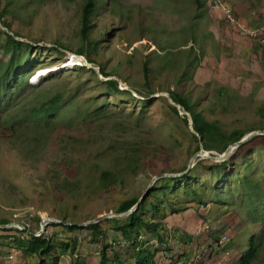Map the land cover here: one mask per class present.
<instances>
[{
	"label": "rangeland",
	"instance_id": "rangeland-1",
	"mask_svg": "<svg viewBox=\"0 0 264 264\" xmlns=\"http://www.w3.org/2000/svg\"><path fill=\"white\" fill-rule=\"evenodd\" d=\"M209 1L100 0L86 40L84 0L20 1L15 14L6 16L11 27H4L41 50L32 57L34 64L19 79L11 78V86L0 95V221L8 219V227L39 235L41 221L47 217L43 214L72 224L117 214L120 203L140 197L154 176L188 166L196 142L190 124L173 113L170 90L189 98L225 131L264 130L259 110L264 106V5L262 17L255 16L249 25L227 4L239 21L235 25L223 20L222 11ZM230 1L218 0L216 7ZM254 1L242 3L260 12ZM210 10L215 11L210 14ZM0 26L3 29L1 22ZM227 30L249 41H238ZM252 30L259 31V40L250 36ZM54 45H62L61 51L52 49ZM82 46L95 60L93 68L86 55L78 54ZM8 56L0 48V59ZM72 59L75 63L69 64ZM102 66L121 89L130 87L133 96L108 94L98 82L106 80L99 73ZM45 68L48 72L37 77ZM74 87L79 95L62 107L49 130L32 127L29 114L30 124L11 133L23 110L59 90L73 93ZM87 101L100 106L101 112L86 116L92 105ZM180 109V115H187ZM255 136L240 152L232 176L201 189L208 203L198 202L187 188L172 189L164 200L151 197L153 203L163 202L160 213L152 210L147 215L153 214L164 227L162 243L142 231L125 239L114 228L116 223L106 221L110 218L100 221L104 236L97 241L88 229L65 231L47 219L46 235L59 245L75 244V249L57 247L44 261L59 255L58 264H98L107 245L110 260L118 258L114 264H137L129 240L139 246L151 239L160 250L156 264H238L255 234L260 248L249 264H264V137ZM200 160L193 168L196 176L204 178L197 182L202 187L213 177L210 165L220 161ZM232 167L228 165L227 172ZM103 171L109 173V180H100ZM244 175L260 181L259 196L242 189ZM170 203L178 210L173 211ZM16 232L10 231L15 236ZM7 233L0 230V264L40 262L38 255L15 246Z\"/></svg>",
	"mask_w": 264,
	"mask_h": 264
},
{
	"label": "trees",
	"instance_id": "trees-1",
	"mask_svg": "<svg viewBox=\"0 0 264 264\" xmlns=\"http://www.w3.org/2000/svg\"><path fill=\"white\" fill-rule=\"evenodd\" d=\"M20 1L21 0H0V22L3 24V26L8 28L11 27L9 22L6 20V16L10 13L15 14V8L18 7ZM99 2L100 0H84L82 6V33L83 38L85 40L87 39L89 28L92 27V17L94 16L97 10ZM28 5L30 4H24V6ZM16 36H19V34L14 32V35H12L5 29H2L0 26V48H2L5 53L9 55L7 59H0V95L2 94V92H4V87L9 88L11 86L10 84H8L11 78H14L15 76V79H19L21 76H23L24 72L29 67H31L32 64H34L32 57L36 54V52L41 50V47H36L32 42L21 41L16 38ZM84 43H88V41ZM98 44L99 41H96L94 45L96 46ZM54 46L55 47H53L52 49H54L56 52L61 51L62 45ZM77 52L78 54L86 55V47H80ZM86 57L90 62H95V60L91 58V55L87 54ZM145 68L146 70H148L147 67ZM88 70L91 74H97L96 70L94 69ZM101 72L104 76L111 75L104 69L103 66L101 67ZM185 74H187V70L184 71L183 75ZM145 78L148 81L149 76L146 74ZM98 82L99 85L106 88V91H108L107 93L110 95H132L130 90L121 89L119 87V81L117 79L111 78L106 79L104 81H100L98 79ZM74 88L75 91L73 93L65 95L64 92L59 90L51 97L41 101L37 106L31 107L29 111L23 110V115H19L18 118L15 119V121L12 123L10 127L11 133L16 132L17 129L23 126L24 124H30V121H26L29 114L32 116V127L46 128L47 130H49V127L57 121V117L62 107L66 103H69L71 100L77 98V96L79 95L78 87ZM169 92L175 102L179 103L184 110H187L191 113L193 127L196 131L190 132L192 139L194 140V142H196L194 153L200 150L199 136L202 138V144L205 149L223 152L229 144L240 140L248 132L242 129H233L231 131H225L224 129H222L219 121L208 119L205 116L204 112L201 109L197 108V105L193 103L189 98L172 90H170ZM86 103L90 104L91 101H87ZM91 104L92 105L89 106V109H87L86 111V116H89L90 114H98L99 112H101L100 106L96 107L93 102ZM170 107L176 116L180 117L186 124H189L187 115H180L179 110L174 105H170ZM259 110L264 115V106L259 108ZM68 123L71 124L72 121H69ZM251 130H255V128L250 129L249 131ZM257 136L264 137V135L262 134L256 135L255 137ZM249 142L250 140L240 145L229 158L220 162L212 163L209 168L210 172L212 171L214 173L212 175L213 177L206 183L202 184V187H199V185H197V182L203 181L204 178L195 175V168H193L188 173L182 176L161 177L156 181L155 185L153 186V191L150 192V194L140 203L137 210H135L132 214H130L125 219L110 218L106 221H112L116 223L114 228L117 231H120L123 235V238L125 239H127V237L135 231H138V235L142 231L146 234L150 232L151 239H153V237H157L162 243L164 234H160V232L163 230L164 227L162 226L161 222L155 221V217H153V214L152 217H147V215L152 210H155V212L160 213L163 208V202L153 203L150 200L151 197L161 200L167 195H169V192H171L172 189L179 192L180 190L184 191L185 188H187L196 196L198 202L202 204L208 203L207 197L203 195L201 189H206L208 185L216 183L220 178H227L228 176H232L235 173L234 170L238 169L237 164L239 163V158L242 154L240 152L244 151V148ZM201 162L202 160L198 161L197 165ZM228 165H233V170L227 172ZM186 168L187 165L181 170H178L177 172L184 171L186 170ZM108 174V172L103 171L100 180H109L110 177H108ZM243 180L244 185L242 186V189L248 193L250 191L256 196H259L260 193L257 188V185L260 184V181L254 180L248 177L247 175H244ZM214 197L222 199L221 194H214ZM138 198L139 196H136L130 199L123 200L118 206L117 211L123 212L129 210L137 202ZM260 201L262 200H259L257 202ZM224 203H227V201H224ZM170 206L173 207V211L178 210L177 208H175L174 204L170 203L169 207ZM101 222L92 223L86 226H80L77 224L54 223V226H60L63 230L70 232L75 230L88 229L93 233L94 240L97 241L99 236H104L101 229ZM8 223H10V220L8 219H1L0 221V224ZM0 230L9 232L6 235L9 234V240H13V244H15V246L20 247L27 253L38 255L40 258V262L38 264H58L59 255H56L52 259V261H48V263L44 261V256L50 255L52 251L57 247H62L65 250L72 249L73 251L75 249V244L71 245V243L69 242L63 241L60 242V245L59 243H55L56 240H54L52 237L47 236L46 233H43L40 236H36L29 230H22L17 227L11 226H0ZM11 230H16L18 232H16V236L15 234L10 233ZM23 234H25L26 237H24ZM151 239L145 240L146 242L139 244V246H137L138 241H133L131 243V241L129 240L130 246H132V248L136 251L135 253L137 256V264H156V256L160 250L159 248L154 246V244L151 243ZM0 244L2 243L0 242ZM136 246L138 249L135 248ZM107 248L108 246L104 245V247L101 249L100 260L98 264H114L115 261L118 260L117 256H115L114 261L110 260L107 253ZM259 248L260 247L257 243V236L254 234L250 238L249 249L241 254L238 264H249L251 258L257 255Z\"/></svg>",
	"mask_w": 264,
	"mask_h": 264
},
{
	"label": "water",
	"instance_id": "water-1",
	"mask_svg": "<svg viewBox=\"0 0 264 264\" xmlns=\"http://www.w3.org/2000/svg\"><path fill=\"white\" fill-rule=\"evenodd\" d=\"M3 29H5L7 32H9L10 34L14 35L12 33V31H10L9 29L5 28L4 26H2ZM16 38L19 39V37L16 36ZM21 40V39H20ZM86 60V59H85ZM87 63L89 64L90 67H94L93 65H91L92 62H90L88 59L86 60ZM99 68V67H98ZM99 73L102 74L101 72V69L99 70ZM106 79H111V77L109 76H105ZM126 89H130V87L126 86ZM132 91V90H131ZM167 96L169 97L170 101H172V103L177 107V109L180 111H182L180 108H182V106L175 102L173 100V98L171 97L170 94H167ZM183 109V108H182ZM184 110V109H183ZM185 113L187 115L190 114V117H188V123L190 124V127L192 129L193 132H196L194 127H193V120H192V117H191V113L187 110H184ZM181 113V112H180ZM264 135V130H252L248 133H246L240 140L236 141V142H233L231 144L228 145V147L223 151V152H220V153H217V152H213L212 150H207L203 147V144H202V138L199 136V140H200V150L195 152L194 155L191 157L190 159V162L186 168V170L184 171H181V172H177V173H161L160 175H156L152 178V180L150 181L149 185H148V188L146 189V191L138 198L137 202L127 211H123V212H119L117 214L115 213H104L92 220H88L86 222H83V223H76L77 225H80V226H86V225H90L92 223H96V222H100L104 219H108V218H126L128 217L130 214H132L135 210H137V208L139 207L140 203L150 194L153 186H154V183L161 177H177V176H182L186 173H188L197 163L198 160L200 159H210L212 161H223L227 158L230 157L231 153L237 149L240 145H242L243 143H245L246 141H248L250 138H252L253 136L255 135ZM199 135V134H197ZM46 218H49L51 221L53 222H56V223H66V224H72L70 222H64L62 221L61 219H58V218H55V217H51V216H47L45 218L42 219L41 221V226H40V233H43L46 231L47 229V224H48V220H47V223L45 222V219ZM10 224H0L1 227H8Z\"/></svg>",
	"mask_w": 264,
	"mask_h": 264
},
{
	"label": "crops",
	"instance_id": "crops-1",
	"mask_svg": "<svg viewBox=\"0 0 264 264\" xmlns=\"http://www.w3.org/2000/svg\"><path fill=\"white\" fill-rule=\"evenodd\" d=\"M210 2H212V0H210L209 2H208V4H210ZM255 2V4L256 5H258L259 4V10H260V12H256L255 11V8H253V9H251L250 7H251V5L250 6H245L243 3H242V0H231L230 2H228V3H226V4H222L221 3V5H219L218 7H214L215 9L216 8H218V10H221L222 11V13H221V15H220V17L223 19V20H225L226 19V13H225V10L226 9H230L231 11H232V13L234 14V17L236 16L235 15V13H234V10H237L240 14H241V17H239V19L241 20V21H244V22H246L247 24H249L250 23V21L252 20V19H255V16H260V17H262V5H264V0H261V1H254ZM231 4L232 5V8H234V10L230 7V6H228L227 4ZM227 6V7H226ZM204 11H205V9L206 8H202ZM217 10V9H216ZM204 11H203V13H204ZM206 11H207V9H206ZM212 11H215V10H210L209 12H210V14L212 13ZM251 15H253V16H251ZM213 17V16H212ZM226 22H227V19L225 20ZM237 22L239 23V21L237 20ZM221 23H222V21H221ZM250 25V24H249ZM227 34H229L232 38H236L238 41H239V39H244L245 41H249V39H247L246 37H244V36H241L240 34H238V33H236V32H234V31H230V30H227ZM252 37V36H251ZM254 38V37H253ZM258 40V39H257Z\"/></svg>",
	"mask_w": 264,
	"mask_h": 264
},
{
	"label": "built area",
	"instance_id": "built-area-1",
	"mask_svg": "<svg viewBox=\"0 0 264 264\" xmlns=\"http://www.w3.org/2000/svg\"><path fill=\"white\" fill-rule=\"evenodd\" d=\"M217 4H218V0H212V2H210V6L213 8L216 7ZM225 13H226L227 21H229L230 23L235 24V25L238 24V22H236V20H235L234 14L232 13V11L230 9H226ZM258 32H259L258 30H252V31H250V34H251L250 36L259 40V38H258L259 33Z\"/></svg>",
	"mask_w": 264,
	"mask_h": 264
},
{
	"label": "bare ground",
	"instance_id": "bare-ground-1",
	"mask_svg": "<svg viewBox=\"0 0 264 264\" xmlns=\"http://www.w3.org/2000/svg\"><path fill=\"white\" fill-rule=\"evenodd\" d=\"M82 58H83V57H82ZM73 59H74V58H73ZM73 59H72V61H71L69 64L75 63ZM83 59H84V58H83ZM64 64H65V63H64ZM48 70H49V69H48ZM48 70L45 68L44 71L39 72V74L36 75V76H37V77H41V76L43 75V73H47ZM43 215H44V217H45V216H48V215H46V214H43ZM47 219H49V218H46V219H45V222H46V223H47ZM25 229H26V228H25ZM22 230H24V229H22ZM30 232L34 234V232H32V231H30ZM43 233H45V232H43ZM43 233H40L39 235H36V236H40V235H42Z\"/></svg>",
	"mask_w": 264,
	"mask_h": 264
}]
</instances>
